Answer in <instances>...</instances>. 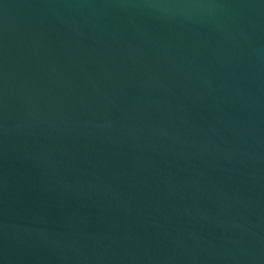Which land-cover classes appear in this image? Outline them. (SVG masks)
Masks as SVG:
<instances>
[{
	"label": "water",
	"instance_id": "water-1",
	"mask_svg": "<svg viewBox=\"0 0 264 264\" xmlns=\"http://www.w3.org/2000/svg\"><path fill=\"white\" fill-rule=\"evenodd\" d=\"M0 264H264V0H0Z\"/></svg>",
	"mask_w": 264,
	"mask_h": 264
}]
</instances>
